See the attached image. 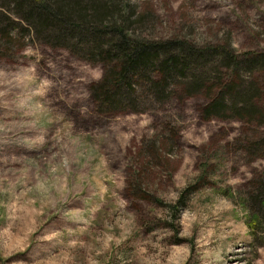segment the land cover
Returning a JSON list of instances; mask_svg holds the SVG:
<instances>
[{"label":"rangeland","instance_id":"obj_1","mask_svg":"<svg viewBox=\"0 0 264 264\" xmlns=\"http://www.w3.org/2000/svg\"><path fill=\"white\" fill-rule=\"evenodd\" d=\"M131 1L136 34L264 53V0ZM11 37L0 35V264H264L239 196L264 175L251 147L264 122L205 120V95L183 86L143 111L101 113L102 63ZM251 80L263 106L264 67Z\"/></svg>","mask_w":264,"mask_h":264},{"label":"trees","instance_id":"obj_2","mask_svg":"<svg viewBox=\"0 0 264 264\" xmlns=\"http://www.w3.org/2000/svg\"><path fill=\"white\" fill-rule=\"evenodd\" d=\"M0 17V35L7 40L12 29H22L50 46L102 63L104 75L91 87L101 113L143 111L149 103L170 100L183 86L186 94L205 95V120L264 122V104L256 100L261 93L251 80L253 70L264 67V53L237 55L227 43L200 45L136 34L134 27L144 17L131 0H5ZM251 147L264 152V139ZM241 190L247 225L264 232V175Z\"/></svg>","mask_w":264,"mask_h":264}]
</instances>
